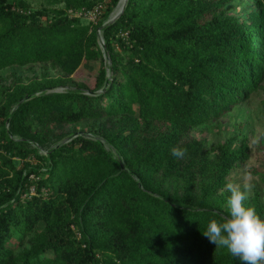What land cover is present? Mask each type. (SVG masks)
Listing matches in <instances>:
<instances>
[{
  "label": "trees",
  "instance_id": "obj_1",
  "mask_svg": "<svg viewBox=\"0 0 264 264\" xmlns=\"http://www.w3.org/2000/svg\"><path fill=\"white\" fill-rule=\"evenodd\" d=\"M62 1L0 0V70L62 72L0 77V264H242L202 230L229 215L249 138L209 149L194 133L261 88L264 0H128L102 31L111 64L97 30L120 0ZM100 3L96 22L69 13ZM86 121L90 134L69 131ZM247 203L264 217L258 195Z\"/></svg>",
  "mask_w": 264,
  "mask_h": 264
},
{
  "label": "rangeland",
  "instance_id": "obj_2",
  "mask_svg": "<svg viewBox=\"0 0 264 264\" xmlns=\"http://www.w3.org/2000/svg\"><path fill=\"white\" fill-rule=\"evenodd\" d=\"M25 1L32 9L64 7V2L62 0ZM255 1L256 0H234L228 4L226 8L228 12L234 13L240 11L244 3L248 2L254 4ZM117 8L118 5L111 11L110 16L117 12ZM69 13L78 16L83 15L86 21L90 20L82 11L72 13L69 10ZM99 46L101 47L100 42ZM98 67L96 62H86L83 68L94 71L97 70ZM83 73V70H79L74 78L77 80ZM44 74L50 77H57L62 75V72L58 67L52 66L50 63H35L23 66L14 65L0 70V77L4 79V83L6 84H9L11 78L15 75L22 77L25 82H28L30 79L42 77ZM261 84V88L252 93L247 101L239 104L232 111L226 113L212 124L205 126L203 131L200 132L201 129L196 130L194 135L200 134L203 136L209 149L215 147L219 142H224L236 135H240V137L247 136L250 144V158L245 163L239 164L232 170L229 175V183L239 185L241 188L245 184L249 185V199L258 195L264 203V182L261 176V174H264V82ZM63 89H65V87H58L50 91ZM92 129L93 122L86 121L70 127L69 131L76 134H90ZM31 162L33 164H39L38 159L32 158ZM32 191L34 192V187ZM222 192L226 193L227 198L231 195L227 187ZM42 227L43 225H40V228Z\"/></svg>",
  "mask_w": 264,
  "mask_h": 264
},
{
  "label": "clouds",
  "instance_id": "obj_3",
  "mask_svg": "<svg viewBox=\"0 0 264 264\" xmlns=\"http://www.w3.org/2000/svg\"><path fill=\"white\" fill-rule=\"evenodd\" d=\"M185 153L186 149L179 146L171 150L176 158ZM227 190L231 193L227 198L229 215L210 220L202 232L216 248H225L242 264H264V217L247 203L250 187L228 183Z\"/></svg>",
  "mask_w": 264,
  "mask_h": 264
},
{
  "label": "water",
  "instance_id": "obj_4",
  "mask_svg": "<svg viewBox=\"0 0 264 264\" xmlns=\"http://www.w3.org/2000/svg\"><path fill=\"white\" fill-rule=\"evenodd\" d=\"M121 0L119 1L118 3V6L120 4ZM127 2L128 0H124V4L123 6L121 7V9H119L114 15L110 16L109 19L97 30V33H98V39H99V42L101 44V48L105 54V57L109 60V63L111 64V60H110V57H109V53L105 47V41H104V37H103V34H102V31L104 29V27L107 25V24H110V23H113L114 21H116L120 15L123 13V11L125 10V7L127 5ZM110 81V77L108 78L107 80V84L106 86L108 85ZM106 88V87H105ZM104 88V89H105ZM57 91H62V90H57ZM33 96H26L25 98L21 99L20 103L24 102L25 100H28L30 98H32ZM8 123H9V119H8ZM78 135V134H75V136ZM72 137L71 136H67L65 139L62 140V143H66L68 142ZM42 154H47V151H42ZM122 167L125 168V164L123 163L122 161Z\"/></svg>",
  "mask_w": 264,
  "mask_h": 264
},
{
  "label": "built area",
  "instance_id": "obj_5",
  "mask_svg": "<svg viewBox=\"0 0 264 264\" xmlns=\"http://www.w3.org/2000/svg\"><path fill=\"white\" fill-rule=\"evenodd\" d=\"M106 9L105 4L100 3L90 11L84 12V14L92 21H96L98 16L101 15Z\"/></svg>",
  "mask_w": 264,
  "mask_h": 264
},
{
  "label": "bare ground",
  "instance_id": "obj_6",
  "mask_svg": "<svg viewBox=\"0 0 264 264\" xmlns=\"http://www.w3.org/2000/svg\"><path fill=\"white\" fill-rule=\"evenodd\" d=\"M123 4H124V0H121L119 6H118V8H117V11H118L119 9H121V7L123 6Z\"/></svg>",
  "mask_w": 264,
  "mask_h": 264
}]
</instances>
